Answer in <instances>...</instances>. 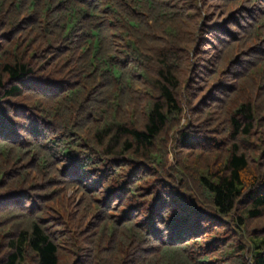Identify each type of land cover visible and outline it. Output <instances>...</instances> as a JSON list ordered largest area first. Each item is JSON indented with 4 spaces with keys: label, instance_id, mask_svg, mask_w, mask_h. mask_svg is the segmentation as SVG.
I'll return each instance as SVG.
<instances>
[{
    "label": "trees",
    "instance_id": "1",
    "mask_svg": "<svg viewBox=\"0 0 264 264\" xmlns=\"http://www.w3.org/2000/svg\"><path fill=\"white\" fill-rule=\"evenodd\" d=\"M0 264H264V0H0Z\"/></svg>",
    "mask_w": 264,
    "mask_h": 264
}]
</instances>
